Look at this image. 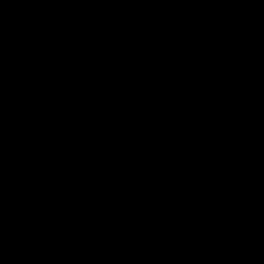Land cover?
<instances>
[{"label": "water", "instance_id": "1", "mask_svg": "<svg viewBox=\"0 0 264 264\" xmlns=\"http://www.w3.org/2000/svg\"><path fill=\"white\" fill-rule=\"evenodd\" d=\"M0 264H264V0H0Z\"/></svg>", "mask_w": 264, "mask_h": 264}]
</instances>
